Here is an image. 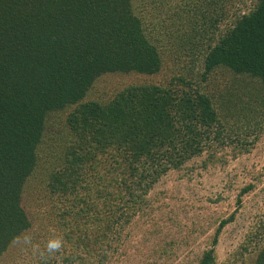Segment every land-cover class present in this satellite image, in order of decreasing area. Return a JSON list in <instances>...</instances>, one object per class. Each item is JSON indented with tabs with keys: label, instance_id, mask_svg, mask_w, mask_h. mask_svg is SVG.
I'll return each instance as SVG.
<instances>
[{
	"label": "trees",
	"instance_id": "16d2710c",
	"mask_svg": "<svg viewBox=\"0 0 264 264\" xmlns=\"http://www.w3.org/2000/svg\"><path fill=\"white\" fill-rule=\"evenodd\" d=\"M174 1L0 0V263L33 228L24 199L34 192L49 209L37 211L33 241L43 251L50 237L64 240L37 264H110L164 174L234 141L220 102L235 123L244 110L247 128L264 117V0L246 10L237 0ZM176 44L177 60H198L199 70L88 97L103 73H159L163 46ZM233 217L219 219L195 264L217 263ZM246 237L240 253L264 264V219Z\"/></svg>",
	"mask_w": 264,
	"mask_h": 264
},
{
	"label": "rangeland",
	"instance_id": "374dc122",
	"mask_svg": "<svg viewBox=\"0 0 264 264\" xmlns=\"http://www.w3.org/2000/svg\"><path fill=\"white\" fill-rule=\"evenodd\" d=\"M237 1L235 8L242 10L251 4V0ZM167 47L163 46V67L159 73H103L88 97L105 100L129 83L165 84L174 76H188L190 68L195 72L199 70L198 60L193 63L186 56L177 60L181 53L177 52L180 51L177 44ZM219 76V81L229 79L223 72ZM218 107L222 118L227 117L226 128L236 130L231 135L234 141L227 142L225 138L223 144L215 143L182 167L164 174L146 195L143 209L136 212L124 229L126 236L120 247L121 253L110 264H195L202 250L209 246L219 219L232 212L234 217L222 228L215 246L216 264H223L227 258L228 264H250L248 252L240 253L239 246L264 219V117L259 114L255 120L250 119L247 128L244 110L240 114L241 120L235 123L231 117L233 108L222 102ZM245 142L246 146L250 143L249 151L241 144ZM248 183H252L253 188L239 195L241 187ZM36 196L33 192L24 199L28 208L34 211V225L28 233L31 236L40 219L36 217L37 211L49 209L43 203L44 198L36 200ZM165 242H171L166 251L162 248ZM33 243L42 246V242ZM14 251L0 264H37L38 252H33L30 247L16 244ZM57 264L63 263L59 260Z\"/></svg>",
	"mask_w": 264,
	"mask_h": 264
},
{
	"label": "clouds",
	"instance_id": "9594fccd",
	"mask_svg": "<svg viewBox=\"0 0 264 264\" xmlns=\"http://www.w3.org/2000/svg\"><path fill=\"white\" fill-rule=\"evenodd\" d=\"M13 242L21 244L25 247H30L33 252H41V255L44 254V251H46L48 255L59 253L64 248V240L62 237L59 236L50 237L47 240L45 249L43 251L40 249V246L38 244L33 243V237L30 234L16 236L13 238Z\"/></svg>",
	"mask_w": 264,
	"mask_h": 264
}]
</instances>
